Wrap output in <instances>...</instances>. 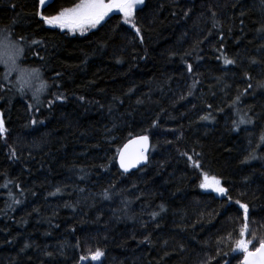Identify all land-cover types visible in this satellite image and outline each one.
I'll use <instances>...</instances> for the list:
<instances>
[{
	"label": "trees",
	"instance_id": "16d2710c",
	"mask_svg": "<svg viewBox=\"0 0 264 264\" xmlns=\"http://www.w3.org/2000/svg\"><path fill=\"white\" fill-rule=\"evenodd\" d=\"M39 11L0 0V33L49 85L34 105L0 65V264H241V230L264 239V0H145L139 33L113 12L82 36ZM143 135L149 162L126 175L119 150Z\"/></svg>",
	"mask_w": 264,
	"mask_h": 264
},
{
	"label": "snow or ice",
	"instance_id": "6c2138e0",
	"mask_svg": "<svg viewBox=\"0 0 264 264\" xmlns=\"http://www.w3.org/2000/svg\"><path fill=\"white\" fill-rule=\"evenodd\" d=\"M143 2L144 0H79V3L75 4L73 7L62 9L57 14L48 16L43 14L44 10H46V0H38L41 11L37 14L40 15L42 21L49 26L57 27L61 30L67 29L73 34L79 32L81 35H84L87 31L96 28L97 25L104 21L110 13L117 12L123 14L124 23L130 24L131 27L135 29L136 33H139L140 29L133 22V17L135 15L137 5H142ZM261 31L264 32V28H262ZM38 43L41 42L35 40L32 41V44ZM23 55V46L13 41L9 35L0 33V65H2L6 70L4 78L7 79L9 75L15 73L18 91L21 94H24L26 90H30L32 92L34 105H40L42 103L40 97L47 91L49 85L44 79H42L38 68L27 69L22 66L21 58ZM252 62L256 63L255 60ZM224 63L231 65L234 64L235 61L225 57ZM188 71H192L191 65H188ZM37 84L38 86H36ZM193 87H195V83L193 84ZM62 99H64L62 95L56 96V100ZM239 99L240 97L237 96L236 101L233 103L235 104L239 101ZM52 102L53 101L48 102L49 106H51ZM32 106L33 105H29V107ZM202 119L206 120L208 119V116L202 117ZM251 122V118L244 119L243 117L239 121L240 124H247ZM32 123L35 124L36 121L33 120ZM5 131L4 121L2 116H0V134L5 133ZM261 140L264 141V137H261ZM148 142L149 137L147 135H143L139 137L137 141H133V143L140 144L141 147L139 152L134 155L128 154V145H125L124 149L119 152V164L125 172L147 160L145 152L147 150ZM12 154L15 155L14 150ZM184 155H186V153ZM255 158L254 153L248 157V159ZM188 159L191 160L192 157L189 156ZM194 166L199 168V162H194ZM200 187L204 189H211L221 196H225L227 194V189L221 186V181L215 176L209 177L206 172L203 173V182L200 184ZM56 192H60V189L57 188ZM55 194L56 193H51V195ZM229 199L231 198L229 197ZM16 203H18V201H16ZM235 203L239 205L237 211L242 210V215L245 219H247L249 212L248 205L246 203H241L239 200L235 201ZM160 207L161 211H164L163 205ZM158 215L159 213L157 212L152 213L153 217ZM245 237V230H241L240 238L234 241L235 247L233 250L243 254V264H264V239H260L258 241V247H255L254 250H250L249 245L251 241ZM145 239L147 240L148 238L146 237ZM228 239H231V237L229 236ZM25 247H27V245ZM101 256H103V253L97 249L95 254L91 256V259L97 260ZM84 258L85 257H81V259Z\"/></svg>",
	"mask_w": 264,
	"mask_h": 264
},
{
	"label": "water",
	"instance_id": "95a60500",
	"mask_svg": "<svg viewBox=\"0 0 264 264\" xmlns=\"http://www.w3.org/2000/svg\"><path fill=\"white\" fill-rule=\"evenodd\" d=\"M54 0H46V8L51 5L53 3ZM141 137V136H138V137H134L130 140H128L122 147L121 149L119 150L122 151L124 149V146L125 145H128V154L130 155H134L135 153L139 152L140 150V144L139 143H133V141H137L138 138ZM149 137V136H148ZM145 155L147 156V160L144 161V162H141L140 164H138L136 167L134 168H131L129 169L127 172L124 171L123 168L120 167V164H119V153H118V156H117V164H118V168L120 169V171L126 175H129L133 172H136L137 170H139L140 168H143L145 167L148 162H149V159H150V155H151V141H150V137H149V142H148V145H147V150L145 152ZM216 197L219 199V200H223L226 198V195L225 196H221L220 194L216 193ZM245 232H246V237L248 235V227L246 226L245 228ZM242 264H243V261H242Z\"/></svg>",
	"mask_w": 264,
	"mask_h": 264
},
{
	"label": "rangeland",
	"instance_id": "374dc122",
	"mask_svg": "<svg viewBox=\"0 0 264 264\" xmlns=\"http://www.w3.org/2000/svg\"><path fill=\"white\" fill-rule=\"evenodd\" d=\"M144 1H145V0H144ZM143 4H144V2H143ZM143 4H142V5H137V9H136V11H137L140 7H142ZM55 14H56V13H55ZM55 14H54V15H55ZM120 14L123 16L122 13H120ZM109 15H110V14H109ZM106 18H107V17H106ZM106 18H105V20H106ZM105 20H104V21H105ZM104 21H102L99 25H97L96 28L87 31L84 35L88 34L89 32H91V31H93V30H96L98 27H100V26L104 23ZM133 22L136 24V12H135V15H134V17H133ZM123 23H124V17H123ZM124 24H125L126 26L132 28L130 24H126V23H124ZM63 30L67 31V32L70 33L71 35H80V36H82L79 32H76V33L73 34L72 32H69L67 29H63ZM1 33L6 34V35H9V34L6 33V32H1ZM9 36H10V35H9ZM10 38H11L13 41L19 43L21 46L24 47V44H23L22 42L14 40L11 36H10ZM22 58H23V57H22ZM22 58H21V60H22ZM5 71H6V70H5ZM40 74H41L42 79H44L43 76H42V72H41V71H40ZM13 76H16V74L13 73V74L9 75L8 78H7V80H8L9 82H11V79L13 78ZM36 86H38V84H37ZM248 145H249V142H248ZM144 218L147 219V216H144ZM246 238H247V237H246ZM250 244H251V243H250ZM249 248H250V245H249Z\"/></svg>",
	"mask_w": 264,
	"mask_h": 264
},
{
	"label": "clouds",
	"instance_id": "9594fccd",
	"mask_svg": "<svg viewBox=\"0 0 264 264\" xmlns=\"http://www.w3.org/2000/svg\"><path fill=\"white\" fill-rule=\"evenodd\" d=\"M46 81V80H45ZM47 82V81H46ZM27 92H29L32 95V92L30 90H26ZM45 94V93H44ZM42 94L40 98H42V96L44 95Z\"/></svg>",
	"mask_w": 264,
	"mask_h": 264
}]
</instances>
